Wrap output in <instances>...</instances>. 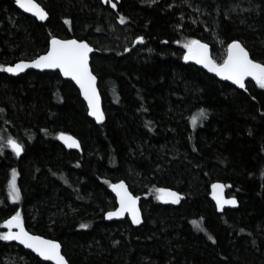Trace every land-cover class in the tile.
Returning a JSON list of instances; mask_svg holds the SVG:
<instances>
[{
	"label": "trees",
	"instance_id": "1",
	"mask_svg": "<svg viewBox=\"0 0 264 264\" xmlns=\"http://www.w3.org/2000/svg\"><path fill=\"white\" fill-rule=\"evenodd\" d=\"M37 1L46 22L0 0V64L37 57L53 36L87 40L106 120L89 116L58 71L0 69V233L19 212L29 231L61 243L69 264H264V87L240 89L184 59L199 39L222 63L238 39L264 62V0ZM60 132L82 151L64 147ZM119 180L141 197L140 226L105 218ZM214 181L237 208L217 212ZM0 264L53 263L0 237Z\"/></svg>",
	"mask_w": 264,
	"mask_h": 264
},
{
	"label": "snow or ice",
	"instance_id": "2",
	"mask_svg": "<svg viewBox=\"0 0 264 264\" xmlns=\"http://www.w3.org/2000/svg\"><path fill=\"white\" fill-rule=\"evenodd\" d=\"M22 7H26L28 11L36 10V15L40 19H44L48 13L35 3V0H16ZM116 5L113 4V7ZM121 22L126 17H121ZM144 38L137 36L136 40L140 41ZM187 48V52L184 55L185 60H196L198 63L209 68L212 72H215L221 76L227 77L228 80L234 81L237 85L244 87V81L246 77H253L256 82L264 87V62H260L250 57L249 50L240 40H232L227 46V55L223 60V63L217 64L214 59L211 58L208 52V44L202 43L200 40H190L184 45ZM91 46L85 40L78 39H58L53 36L51 38V47L42 55H38L35 59L30 61L21 60L14 65L0 64V69L6 68L9 73H16L22 70V68L28 67L29 64L34 65L36 68H59L63 75L66 77H72L82 90L83 95L88 101L91 114L96 117L97 120H102L103 112L100 109L99 94L96 89V77L89 69V52ZM206 114L205 109L198 110V113L191 117V122L195 124L203 118ZM60 139L64 140L69 146L75 145L79 147V142L74 136L68 135L65 132L58 133ZM7 144L11 146L17 155L23 151L22 145L15 139L9 138ZM3 146L0 145V148ZM13 172L15 170L13 169ZM117 193L119 199V207L115 210L107 212L108 217L122 216L125 212L131 214L132 221L134 223L140 222L139 210L137 208L138 197L133 196L126 188L124 181H119L118 184L112 185ZM214 189L219 188V184H213ZM161 193H168L169 197L178 202L181 194L179 192L172 191L170 189H160ZM11 198L18 200L20 198V191L16 187L15 179L12 181ZM158 198L163 199V196ZM218 204L221 203L219 196H217ZM223 203H236L235 200H225ZM4 223L9 227L8 232L0 233V237L5 240L15 239L22 242L27 247L34 249L41 257H45L56 261L57 264H68V261L61 254L60 244L56 240L46 239L43 236L33 235L27 231L21 220L19 212H16ZM197 224L196 221H193ZM18 229V231H11L12 226ZM80 227L86 228L87 224H81ZM243 231V230H242ZM212 239V237H209Z\"/></svg>",
	"mask_w": 264,
	"mask_h": 264
},
{
	"label": "water",
	"instance_id": "3",
	"mask_svg": "<svg viewBox=\"0 0 264 264\" xmlns=\"http://www.w3.org/2000/svg\"><path fill=\"white\" fill-rule=\"evenodd\" d=\"M112 1L117 2V3L120 2V0H101V2H102L104 5H106V4H108V3L112 2ZM25 2L27 3V0H25ZM35 3L39 4L40 7L43 8L45 12H47L46 9H45V8H44V7H43V6H42L37 0H35ZM16 5H18V8H19L21 11H23L24 13H26V14H28V15H31V16L35 17V18H36L38 21H40V22H46L47 19L49 18V15H47L44 19H40V18L36 15V10H35V9H34L33 11H28L26 7H22V6H21L20 4H18L17 2H16ZM55 37H57L58 39H62V40H64V39H77V38H73V37H69V38H62V37H58V36H55ZM51 38H52V37H51ZM51 38H50V40H49L48 49L51 47ZM78 40H80V39H78ZM197 40H199V39H197ZM235 40H238V39H235ZM85 41H86L87 43H89L87 40H85ZM200 41H201L202 43H206L205 41H202V40H200ZM229 43H231V41H230ZM229 43H228V44H229ZM206 44H208V43H206ZM89 45L91 46V49H92V50L89 52V54H88V56H89V69H90V71H92L93 75L96 77L95 84H96L97 93L99 94V104H100V109H101V111L103 112V117H104L102 120H97L96 117H94V116L91 114V111H90V109H89V105H88V101H87V99L85 98V96L83 95L82 90L80 89V87H79V85L76 83V81H75L72 77H66V76H64V75H63V72H62L59 68H54V69H53V68H36L34 65L29 64L28 67L22 68L21 71L16 72V73H9V72H7L6 68H4L3 71H4L6 74H8V75H12V76H18V75L24 74V73L27 72L28 70H35V71H58L64 79L70 80V81H72V82L76 85V87H77L78 90L80 91V94H81L82 99L85 101V103H86V105H87V109H88V114H89V116H90V117H91V118H92V119H93L98 125H101V124H103V123L105 122V120H106V115H105V112H104V108H103V100H102V96H101L100 89H99V85H98V84H99L98 77H97L96 74L93 72V70H92V66H91V57H92V54H93V52H94V50H95V47H94L92 44H90V43H89ZM208 46H209V47H208L209 55L211 56L212 59H214L213 56H212V49H211V46H210L209 44H208ZM227 46H228V45H227ZM48 49H47V50H48ZM47 50H46V51H47ZM44 53H45V52H44ZM44 53H42V54H44ZM42 54H40V55H42ZM249 54H250V53H249ZM250 57H251V55H250ZM35 58H36V57H35ZM35 58H33V59H35ZM251 58H252V57H251ZM23 60H24V61H30V60H32V59H29V60H27V59H23ZM214 60H215V59H214ZM19 61H21V60H19ZM19 61H16V62H14V63H12V64H8V65H14V64L18 63ZM186 61L189 62V63L195 64V65H197V66L200 67V68H203V69H204L205 71H207L208 73H210V74H212V75H215V76H217L218 78H220L221 80H223V81H227V82L231 83L232 85H234V86H236V87H238V88H240V89H243V90L246 89V83H247L248 81H251V82L257 83L256 80H255L253 77H246V78H245V81H244V87H241L240 85H237L234 81H232V80H228L227 77H224V76H221V75H219V74H217V73H215V72H212L209 68H207V67H205L204 65L198 63L196 60H186ZM215 61H216V60H215ZM216 63H217V64H220V63H218L217 61H216ZM222 63H223V62H222ZM65 133H67V132H65ZM67 134H68V135H71V136H74V137L76 138V140L79 142V147H76L75 145L69 146V144L65 143V141L62 140V139H60V137L58 136V139H59L60 143H61L64 147H66L67 149H69V150L72 149V150L82 151L80 140H79L75 135H73V134H71V133H67ZM12 149H13V148H12ZM13 150H14V149H13ZM14 151H15V150H14ZM21 153H22V151L20 152L19 156L21 155ZM119 181H121V180H119ZM119 181L113 182V183H111L110 186H109V190L114 194V196H115V198H116V207L113 208V209L108 210L107 212L112 211V210H115L116 208L119 207V199H118V197H117V193H116L115 189H113V187H112L113 184H118ZM122 181H124V184H125L127 190H128L133 196L138 197V200H137V208H138V210H139L140 222H139V223H134V222L132 221L131 214L128 213V212H125L124 215H122V216H113V217H108V216L106 215V214H107V212H106V213H105V218H106V220H108V221H112V220H121V219H124V218L128 217V218L130 219L131 223H132L134 226H140V225L143 223V221H144V219H143V211H142V208H141V197H140V195H135V194L132 192V190L130 189L128 183H127L125 180H122ZM213 184H219L220 187L214 189V188L212 187ZM170 190L175 191L174 189H170ZM175 192H177V191H175ZM217 196H219L220 201H221V203H219V204H218ZM180 197H181V196H180ZM167 198H168L170 201H174L173 199H171V198L169 197L168 193H167ZM210 198H211V200L215 203V205H216V209H217V212H218V213H223L224 210H225L226 208H237V207L239 206V201H238L237 197L234 196V195H228V192H227V185H226V183H224V182H222V181H214V182L210 185ZM225 200H235L236 203H234V204H232V203H223V201H225ZM11 216H13V215H11ZM11 216H9V217H7L6 219H4V221L7 220V219H9ZM21 220H22V222H23V225H24L25 229H26L27 231H29V230L26 228V226H25V224H24V220L22 219V217H21ZM4 221H3V227H4L6 230H9V227L4 223ZM11 231L15 232V231H18V229L15 227V225H13L12 228H11ZM29 232L32 233L33 235H39V234H35V233L31 232V231H29ZM39 236H42V235H39ZM43 237H45V236H43ZM45 238H46V239H50V240H56V239H52V238H48V237H45ZM11 241H14V242L17 243L18 245L22 246L24 249L31 251V252L34 253L36 256H38L41 260L49 261V262H51V263H53V264H57L56 261H53V260L48 259V258H45V257H41L37 252H35L34 249H31V248L27 247V246H26L25 244H23L22 242L17 241V240H15V239H12ZM56 241L60 244V251H61V254H62V255L65 257V259L67 260L66 256L64 255V253H63V251H62L61 243H60L58 240H56ZM67 261H68V260H67ZM68 264H69V262H68Z\"/></svg>",
	"mask_w": 264,
	"mask_h": 264
},
{
	"label": "flooded vegetation",
	"instance_id": "4",
	"mask_svg": "<svg viewBox=\"0 0 264 264\" xmlns=\"http://www.w3.org/2000/svg\"><path fill=\"white\" fill-rule=\"evenodd\" d=\"M14 2H15V6L17 7V9H19L18 8V5H16V0H14ZM41 4V3H40ZM42 5V4H41ZM43 6V5H42ZM20 10V9H19ZM23 12V11H22ZM11 147V146H10ZM11 149H12V147H11ZM13 150V149H12ZM14 151V150H13ZM15 152V151H14ZM23 152V151H22ZM22 154V153H21ZM9 230H6V232H8Z\"/></svg>",
	"mask_w": 264,
	"mask_h": 264
},
{
	"label": "rangeland",
	"instance_id": "5",
	"mask_svg": "<svg viewBox=\"0 0 264 264\" xmlns=\"http://www.w3.org/2000/svg\"><path fill=\"white\" fill-rule=\"evenodd\" d=\"M2 137H3V136H2ZM5 144H6V146L9 147V145L7 144V142H6ZM10 190H11V192H12V187L10 188ZM165 195H167V193H166ZM165 198H166V197H165Z\"/></svg>",
	"mask_w": 264,
	"mask_h": 264
}]
</instances>
